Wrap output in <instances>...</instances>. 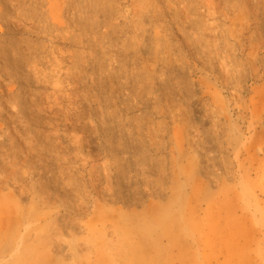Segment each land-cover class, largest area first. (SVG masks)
<instances>
[{
	"label": "rangeland",
	"instance_id": "1",
	"mask_svg": "<svg viewBox=\"0 0 264 264\" xmlns=\"http://www.w3.org/2000/svg\"><path fill=\"white\" fill-rule=\"evenodd\" d=\"M0 264H264V0H0Z\"/></svg>",
	"mask_w": 264,
	"mask_h": 264
}]
</instances>
